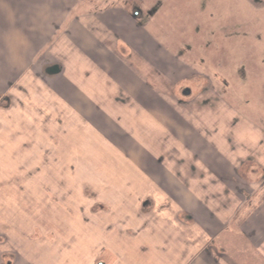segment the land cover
<instances>
[{"label": "crops", "instance_id": "0c3cea01", "mask_svg": "<svg viewBox=\"0 0 264 264\" xmlns=\"http://www.w3.org/2000/svg\"><path fill=\"white\" fill-rule=\"evenodd\" d=\"M106 14L95 16L79 0H0V89L5 88L4 81H16L27 90L24 97L38 107L29 122L16 108L18 101L8 110L0 108L1 152L12 149L28 157L23 161L29 176H21L17 183H32L42 189V175L48 184L66 183L67 191L57 190L51 199L57 200L60 193L66 207L71 201L72 209L75 199L84 201L80 211L86 216L83 221L88 226L89 217L96 219L104 234V243L99 245L119 251L115 264H245L244 257L217 255L210 245L219 233L224 237L221 247H238L239 242L232 244L235 238H226L231 236L229 230L245 231L248 239L259 234L264 241V194L251 210L250 201L256 197H245L248 210L245 216H238L239 207L227 205L229 195L220 194L221 186L214 182L218 171L211 164L230 172L238 167L237 161H244L247 149H258V160L264 163L263 129L245 116H233L239 118L233 126L237 128L228 135L231 116L216 122L205 118L199 123L196 118L172 115L168 108L160 110L155 102H164L162 95L152 91L146 80L154 67H115L116 58H108L99 46L107 40L106 35L96 29L88 33L93 21ZM56 63L61 65L58 79L49 77L45 85L40 83L37 73ZM88 86L97 91L86 92ZM111 109L115 119L129 123L117 135L113 133L114 142H108V148L137 169L134 177L123 178L119 186L108 190L114 192L109 200L80 182L72 146L75 132L96 133L94 128L75 127L77 119L88 122ZM146 118L156 119L154 126L165 130L157 129L161 137L149 145L144 143L142 130ZM225 136H231L234 147L226 143ZM169 138L174 140L170 148L165 143ZM196 149L204 154L205 165L188 160L187 152ZM141 152L144 154L139 156ZM9 183L13 186L11 193L5 194L7 198L25 189L16 187L13 180ZM74 183L79 185L78 191ZM85 189L93 196L87 197ZM145 202L150 207L143 209ZM250 215L255 219L253 226ZM66 223L71 221L66 219ZM190 232L195 234L194 240L186 238ZM108 234L112 239L106 244Z\"/></svg>", "mask_w": 264, "mask_h": 264}, {"label": "flooded vegetation", "instance_id": "af4514ba", "mask_svg": "<svg viewBox=\"0 0 264 264\" xmlns=\"http://www.w3.org/2000/svg\"><path fill=\"white\" fill-rule=\"evenodd\" d=\"M79 1L95 16L112 14H106L102 20L96 18L88 28V33L96 29L106 35L107 40L101 41L99 46L105 49L108 58H116L115 67H154L147 74L148 86L162 95L171 113L196 118L199 123L205 118L214 119L216 122L222 116H231L228 135L232 133L231 129L237 122L233 116H245L237 111V105L232 108L229 102L230 97L238 94H232L235 85L240 90L245 89V41L264 39L260 32L245 31V4L260 10L264 9V0H165V5L164 0ZM234 4H237L238 11L233 9ZM166 5L170 10L163 13V20L158 24L156 19ZM179 21L182 26L180 30L175 26ZM200 24H205V31H201ZM206 31H209V34ZM207 38L211 39L208 46L205 44ZM207 51L217 53L213 61H207ZM56 65L61 67L60 64ZM218 69L220 71H217ZM37 74L40 83L45 85L47 80H42L43 76ZM44 75L49 77L45 69ZM4 87V90L0 91V107L4 104L2 107L8 110L17 101L23 105L22 100H15L14 94L9 90L14 88L25 98L24 96L28 95L25 88L16 81H4ZM155 87L163 88L164 94ZM119 97L127 102V98L121 95ZM215 129L218 130V127ZM230 137L225 136L224 139L234 147ZM187 154L189 161L202 165L207 163L204 154L200 155L198 149ZM259 158L258 149H247L244 161L239 159L238 167L230 169V172L211 164L212 169L218 171L214 175V182L217 181L221 186L220 194L229 195L225 200L227 205H232L228 202L233 198L244 199L245 203L247 196L242 192L249 193L248 188L253 181L258 184L256 192L264 187V163L258 160ZM246 168L262 170L263 174L253 175L255 172H251V176L245 178V174L250 173ZM241 183L245 188L240 186ZM251 194L250 196L254 195ZM261 194H264V190ZM148 206L150 207L145 202L143 209ZM246 210L239 207L238 216H245ZM227 233L235 238V244L239 242L238 247H221L224 237L217 233L213 237L211 248L217 255L245 257V237L249 241L247 233L245 235V231L238 230H229ZM257 235L255 234L252 240L255 238L256 241Z\"/></svg>", "mask_w": 264, "mask_h": 264}, {"label": "rangeland", "instance_id": "374dc122", "mask_svg": "<svg viewBox=\"0 0 264 264\" xmlns=\"http://www.w3.org/2000/svg\"><path fill=\"white\" fill-rule=\"evenodd\" d=\"M236 6L237 4H234L233 9L238 11L239 8ZM169 10L168 5L164 6L159 14V18L156 19V23L160 24L163 20V13ZM180 23L181 21L175 24L176 29L179 27L180 30L182 27ZM200 29L202 32L205 31V24H200ZM245 31L260 32L264 37V9L255 10L245 4ZM206 33L209 34V31H206ZM205 41L207 46L211 44L210 38L205 39ZM216 54L214 51H207L205 54L209 57L207 61H213ZM233 68L235 69L236 67ZM217 71H220V69ZM40 74L43 76L42 80H51L49 77H45L43 70H41ZM245 74V89L240 90L237 85L234 86L232 94H238L230 97V106L233 108V106L237 105V111L245 115V119L251 121L255 127L264 131V39L262 41L256 39H247L245 41ZM58 77H53L52 80L58 79ZM155 88L164 94L163 88ZM3 90V88L0 89V91ZM87 91L92 94L91 91L96 92L97 90L93 86H88ZM9 92L14 94L15 100L17 96L22 99L23 105H20L18 102L16 108L22 111L23 114H26L29 122L30 117L36 113L38 107L31 101V98H22L23 95L17 93L14 88L10 89ZM155 103L161 107L160 110L167 109L166 103ZM94 104L92 105L94 106ZM2 106L0 108L5 109ZM114 113L115 111L111 109L109 112L106 111L100 114L94 120L89 119L88 122L77 119L76 124H74L75 127L79 125L81 129L86 128L88 130H93L94 128L96 129V133L94 134L93 132L87 135L88 132L85 133L83 131L82 134L75 132L73 136L74 144L72 146L74 157H76L79 163H77L79 167L78 169L75 168V173L80 182L85 183L87 187L92 188L97 194L100 192L101 198L109 200H112L110 195L114 192L110 191V193L108 190L114 187V185L119 186L123 178L134 177V172L137 169L133 165L131 167L126 161L122 162L124 158L117 153L114 154L113 150L108 148L110 145L108 142L113 141V133L117 135L129 123L126 119H115ZM171 114L173 115V113ZM174 115L179 116V114ZM235 118L239 119L238 117ZM146 119L147 121L144 123L145 127L142 130L145 135L144 139L146 140L144 143L149 145L153 140L160 139L161 135L157 133V129L160 131L165 130L154 126L156 119ZM180 120L181 122L183 121L182 119ZM30 125L31 127L33 126L32 124ZM181 126L185 127L182 123ZM233 129H231V132ZM105 138L106 140H104ZM135 139H137L136 136ZM172 141L174 140L169 138L165 142L168 148L171 147ZM168 148H166V151ZM117 152L119 153V151ZM143 154L144 152L138 153L139 156ZM27 158L26 154H17L12 149L2 153L0 148V248L3 264H97L99 262L115 264L119 251L117 248L114 249V247L105 248L99 245L104 243L102 240L104 234L99 231L100 227L96 219L89 217L91 222L88 223V226L85 225L86 221H83V219H86V216H82V212L80 211L84 201L75 199L72 209L70 205L71 201L67 202L68 206L66 207V199L63 200L60 193L57 194V200L51 199L57 190L63 193L67 191L66 183L58 181L56 184H48V182L43 181L45 177L42 175L40 176L42 179V181L40 180V187L43 186L42 189L36 186L40 190L39 192L32 183H17L21 176L25 179L29 176L27 172L29 170L28 166L23 161ZM160 160L162 161V158ZM20 163L22 166H19ZM129 167H131V170ZM146 167L147 169L150 168L149 166ZM246 170L250 173H246L245 178L251 176V172H255L253 175L259 174L261 176L263 174V171L258 169L246 168ZM259 175L258 177H260ZM8 180H13L16 187H25L24 191L21 193L17 192L16 196L12 194L7 198L5 194L11 193L10 186H13V183L7 184ZM254 180H257V178H254ZM252 183L248 188L249 193L242 192L245 196H249L254 189L257 190L258 184L255 181ZM78 186V184L74 183L75 191H78ZM240 186L245 188V185L242 183ZM84 191L88 195L93 196L94 194H90L92 192H88L87 189ZM261 192L254 193V197L256 198L250 201L249 210L253 209L260 202V196L263 195ZM228 203H232L235 208L241 207L246 210L244 199L233 198ZM129 205V202H127L126 206ZM103 211L107 212V209L105 208ZM104 218L108 220V217ZM66 219L71 221V223L67 224ZM250 220H252L250 226H253L255 219L251 215ZM189 234L186 238L194 240L195 234L192 232ZM258 235L256 241L255 238L248 241L245 237V257L243 258L245 264H264V242L261 241ZM226 238L233 239L232 236ZM111 239V234H108L104 239L105 243L109 244ZM235 242L236 240L232 241L234 244ZM116 251H118L117 254Z\"/></svg>", "mask_w": 264, "mask_h": 264}, {"label": "water", "instance_id": "95a60500", "mask_svg": "<svg viewBox=\"0 0 264 264\" xmlns=\"http://www.w3.org/2000/svg\"><path fill=\"white\" fill-rule=\"evenodd\" d=\"M45 73L49 77H55V76H57V75H59L61 73V68L58 67V65L54 64V65H52L50 67H47L45 69Z\"/></svg>", "mask_w": 264, "mask_h": 264}]
</instances>
